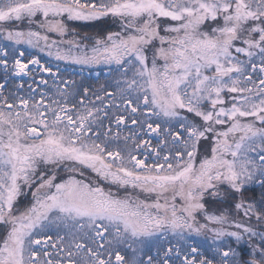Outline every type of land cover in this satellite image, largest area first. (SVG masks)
<instances>
[{"label": "snow or ice", "instance_id": "obj_1", "mask_svg": "<svg viewBox=\"0 0 264 264\" xmlns=\"http://www.w3.org/2000/svg\"><path fill=\"white\" fill-rule=\"evenodd\" d=\"M0 41V264H264V0H0Z\"/></svg>", "mask_w": 264, "mask_h": 264}, {"label": "trees", "instance_id": "obj_2", "mask_svg": "<svg viewBox=\"0 0 264 264\" xmlns=\"http://www.w3.org/2000/svg\"><path fill=\"white\" fill-rule=\"evenodd\" d=\"M20 27L21 28H26L27 25L21 24ZM70 28L75 29V31L78 32L80 34V36H84V35H88V36H104V35L107 34L108 31H116V30H118L116 24L111 22V21H74V22L70 23ZM0 43H7V42L0 41ZM17 47L20 50L25 51V58L30 57L31 55H37V56L41 57L42 62L50 63L53 66L56 65V64H59L62 69L67 68L69 72L72 71V68H77V69L79 68V66H75V65L69 66V65H66L64 62L56 61L54 58L48 57L46 55V53H41L38 50L29 48L26 45H18ZM0 76H2V73H0ZM72 78L76 79L77 81L80 80L79 75H76L75 73H73ZM24 79L28 83L31 82L29 79H26V78H24ZM98 80H95L94 78H91V79H89V81H88L86 86H89L90 88L93 89V84H97ZM17 82H19V80H17ZM25 87H27V83L25 84ZM21 94H23V93H21ZM259 192H260V190L257 188L254 192L246 193L245 196L246 197H253V196L258 197L259 196ZM22 200H23V198H22ZM235 202H238V201L234 200L231 203H235ZM24 203H27V201L25 200ZM210 207L211 208L215 207V208H221L222 209L224 207H227V205L213 203V204H210ZM234 218L241 219V217H239V216H236ZM252 224H253V226H255V221H252Z\"/></svg>", "mask_w": 264, "mask_h": 264}, {"label": "rangeland", "instance_id": "obj_3", "mask_svg": "<svg viewBox=\"0 0 264 264\" xmlns=\"http://www.w3.org/2000/svg\"><path fill=\"white\" fill-rule=\"evenodd\" d=\"M54 66H55V65H54ZM25 78L28 79L27 77H25ZM93 78H94L95 80H98V79L95 78V75L93 76ZM106 83H107V81H106L105 76H103V75L100 76V79L98 80L97 84H93V90H94V91H100L101 94H102V86H104ZM109 91H111V88L109 89ZM90 95H91V94H90ZM91 99H92L96 104H99V103H100L99 101H95L94 96H92ZM129 127H134V126L129 125ZM153 143H155V141H153ZM212 208L215 209V207H212ZM245 222H247V221H245ZM198 239H200V238H198Z\"/></svg>", "mask_w": 264, "mask_h": 264}]
</instances>
